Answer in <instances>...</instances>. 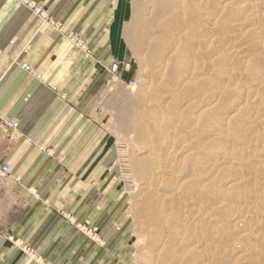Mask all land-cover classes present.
Listing matches in <instances>:
<instances>
[{
    "label": "rangeland",
    "instance_id": "374dc122",
    "mask_svg": "<svg viewBox=\"0 0 264 264\" xmlns=\"http://www.w3.org/2000/svg\"><path fill=\"white\" fill-rule=\"evenodd\" d=\"M234 2L241 8L258 6L234 14L232 6L224 7L227 2L208 0L203 18L192 26L193 6L183 32L175 29L166 41L163 30L156 31L162 58L155 60L125 36L137 10L135 41L142 39L139 22L152 5L148 0L121 1L118 71L112 72L118 80L102 102L105 126L117 139L111 166L117 202L104 203L101 228L81 227L93 239L103 238V256L86 264H165L167 257L169 264H264V0ZM192 29L200 37L189 43L185 32ZM166 63L170 72L160 67ZM184 81L186 89L200 88L199 94L184 97ZM210 102L221 107L213 117L206 111ZM154 106L160 111L151 115ZM246 111L252 120L242 118ZM152 118L163 124L159 135L146 128ZM223 140L233 146L223 148L227 156L220 162ZM212 143L217 150L208 154ZM201 156L206 168L198 174L191 164ZM158 171L162 174L154 176ZM192 184L193 192L188 191ZM156 224L167 231L161 254L149 247L159 234ZM182 224L193 226L188 232Z\"/></svg>",
    "mask_w": 264,
    "mask_h": 264
},
{
    "label": "crops",
    "instance_id": "0c3cea01",
    "mask_svg": "<svg viewBox=\"0 0 264 264\" xmlns=\"http://www.w3.org/2000/svg\"><path fill=\"white\" fill-rule=\"evenodd\" d=\"M32 1L48 23L0 0V264H86L103 238L81 227L101 228L117 202L102 102L118 80L122 0Z\"/></svg>",
    "mask_w": 264,
    "mask_h": 264
},
{
    "label": "bare ground",
    "instance_id": "6f19581e",
    "mask_svg": "<svg viewBox=\"0 0 264 264\" xmlns=\"http://www.w3.org/2000/svg\"><path fill=\"white\" fill-rule=\"evenodd\" d=\"M150 2V4L152 6L146 8V14L144 15V20L139 22L141 23V27L143 28L141 34H140V38L142 37V39L138 40V41H135L136 39L139 38V36L137 37V31H136V27H135V24L137 23V21L139 20V16H138V12L136 10V12L134 13V16H133V20H132V24L129 26V29L127 30L126 32V39L129 43H131V46H137L138 44L139 45H143L145 48H147L148 51H150V55L155 59V60H160L162 58V55L160 54V46H159V40H160V37H158L156 34V31H160L163 30V39L165 38L166 41H168V39H170L173 35V31L175 29H182L181 31L183 32V22L187 19L186 17V14L189 13L190 15L192 14V10L191 8L194 6V14L191 16L190 21L189 23L192 25V26H195L196 25V22L199 21L200 19L203 18L202 16V13L205 11V8H203L202 6H205V4L208 2V0H191L194 5L190 6L189 7V4H188V1L187 0H148ZM236 0H223V2H227L226 6L224 7H227L228 6H232L233 8V13L234 14H238L239 12L243 11L242 8H248L249 11H253L254 9L257 8V4L256 3H249V5H246V6H242L241 8V5L239 3H236L234 2ZM245 1V0H243ZM247 3V2H245ZM223 7V8H224ZM187 8H189L187 10ZM180 10V11H176V10ZM255 11V10H254ZM233 15V14H232ZM236 16V15H235ZM200 29V28H199ZM187 33V37H188V41L189 43H194V41L196 40H199L198 38L200 37L198 32L195 31V30H191V31H188V32H185ZM257 34V33H256ZM256 36V35H255ZM73 41V39H72ZM162 41V40H161ZM197 42V41H196ZM199 42V41H198ZM74 43V42H73ZM190 45V44H188ZM75 46V45H74ZM77 49H79V47L76 45L75 46ZM80 50V49H79ZM183 59V58H182ZM184 60V59H183ZM186 61V60H185ZM187 62V61H186ZM184 63V62H183ZM218 64H220L218 62ZM188 66V65H187ZM186 66V67H187ZM190 66V65H189ZM188 66V67H189ZM224 66V65H223ZM23 67V66H22ZM160 67L162 68V71H168L170 72V66L166 63V64H162L160 65ZM200 69L197 65H194V69ZM202 69V68H201ZM187 70V68H186ZM190 71V69H189ZM191 72V71H190ZM165 73V72H164ZM173 73H171V76H172ZM169 75V74H168ZM231 75V74H230ZM193 80V79H192ZM206 81H209V80H205ZM183 85L182 88L183 89H186V86L188 85V83L184 84V82H182ZM203 85V84H202ZM179 86V87H181ZM244 86V85H243ZM246 87V86H245ZM244 87V88H245ZM181 89V88H180ZM199 90L200 88L197 89V87H193V88H187L184 93H183V96L184 97H191L194 93L195 94H199ZM239 90H243L241 87L239 88ZM238 90V91H239ZM155 93V92H154ZM183 100V99H182ZM181 100V101H182ZM216 100V99H215ZM152 101V100H151ZM155 101V100H154ZM218 101V100H216ZM176 102V101H175ZM174 102V103H175ZM182 103V102H181ZM211 103V107L209 109H207L206 111L209 113V115H212V117L221 111V107L219 106V103ZM149 104V103H148ZM153 105V104H152ZM177 105V104H176ZM210 106V104L208 105ZM207 106V107H208ZM157 107V105H156ZM155 106L154 107H151L150 111H151V115L153 113H156L157 112V109ZM170 109V108H169ZM173 109V108H172ZM171 109V110H172ZM192 109V108H191ZM147 110V109H146ZM159 110V109H158ZM160 111V110H159ZM173 113V112H172ZM250 111H246L244 113H242V118L244 120H252L253 117H251L252 115H250ZM148 114V113H147ZM169 114H171L169 112ZM177 114L176 112H174L172 115H175ZM219 114V113H218ZM150 115V114H148ZM236 116V115H235ZM254 116V115H253ZM180 117V116H179ZM191 118V117H189ZM155 119V118H154ZM154 119H150L149 121L146 122V128L149 130V132L155 136V134H160L159 132H161V129L158 128V126H162L161 124L157 125L156 122H154ZM186 119V118H185ZM157 120V119H156ZM174 120V119H173ZM179 123H180V120H178ZM190 121V120H189ZM256 121V120H255ZM171 122V121H169ZM175 122V121H174ZM213 122V121H212ZM257 122V121H256ZM185 123V121H184ZM254 123V122H253ZM170 124V123H168ZM250 124V123H249ZM212 125V123L210 124ZM245 125V124H244ZM169 127V125H168ZM171 127V126H170ZM177 127V126H176ZM175 127V128H176ZM225 129V125H222V130ZM172 130V129H171ZM175 130V129H173ZM240 132V130H239ZM232 133H236L237 132L235 131H232ZM174 134V132H173ZM173 136V135H172ZM200 137V136H199ZM228 142V140H227ZM226 141H222L221 142V145L223 147H220L219 145V148L222 150V152H220V156L217 158L218 160L217 161H220L221 158H224L227 156V151H224L225 150H230L228 148V146L232 145V142H230L231 144L229 145V143L227 144ZM233 146V145H232ZM231 146V147H232ZM224 148V149H223ZM159 149V148H158ZM219 149V150H220ZM215 150H217V146L212 143V144H209V146L206 148V152L209 154V153H214ZM207 159V158H206ZM173 160V158H172ZM174 161V160H173ZM172 162V161H171ZM221 162V161H220ZM173 163V162H172ZM233 163V162H232ZM159 164V163H158ZM205 158L204 157H199L194 163L191 164V168H192V171L193 172H196V173H201L205 170L206 166H205ZM154 166V164H153ZM159 166V165H158ZM162 166V165H161ZM155 169V168H154ZM158 170V169H157ZM158 171L157 173H155L154 176L157 175H160L162 174ZM150 174V173H149ZM152 175V176H153ZM159 177V176H158ZM162 177V176H161ZM160 177V178H161ZM157 179V178H156ZM189 180H187L186 182L184 183H188ZM183 183V184H184ZM161 184V183H160ZM188 191H194V185H190L188 187ZM186 190V192H188ZM151 203H152V199H151ZM165 204V203H163ZM206 216V215H205ZM202 217V216H201ZM204 217V216H203ZM202 217V218H203ZM155 222L157 224H159L160 222V219L157 216H155ZM202 220L199 221V223L201 222ZM189 223V222H188ZM156 224V228H157V232L159 233L156 237L153 235L152 236V239L149 240V247H151V251H155L157 250L160 254L162 252L163 249H160V247H165V242L164 240H166L167 236H165V233L167 232H164V228L162 226H159ZM185 224V222H184ZM183 225V224H182ZM196 225V224H195ZM184 226V225H183ZM193 225H189V226H184L188 232L190 230V228L192 227ZM181 227V226H180ZM195 229V228H194ZM175 231V230H174ZM197 229L196 230H192V233H196ZM150 237V236H149ZM191 239V238H190ZM141 241V240H140ZM194 242V241H193ZM145 243V242H144ZM192 245V244H191ZM195 245V244H194ZM165 252V250H164ZM169 253V252H168ZM165 254V253H164ZM200 253H198L199 255ZM168 256V255H167ZM166 257V256H165ZM193 258L197 259V256H193ZM199 258V257H198ZM165 260V264H169L171 263V257H167L164 258ZM157 261L156 260V257L154 255V260H153V263Z\"/></svg>",
    "mask_w": 264,
    "mask_h": 264
},
{
    "label": "built area",
    "instance_id": "2783aa9c",
    "mask_svg": "<svg viewBox=\"0 0 264 264\" xmlns=\"http://www.w3.org/2000/svg\"><path fill=\"white\" fill-rule=\"evenodd\" d=\"M19 3H21L23 6L27 7L29 10L33 11V13L35 15H37L38 17H40L42 20L45 21V23L49 22L48 17L46 16L45 12L42 10V8H40L38 6V4H36L34 1L32 0H17ZM73 38V44L79 47V49L84 53V54H88V48L87 46L82 43L81 41H79L78 39H76L75 37H71V39ZM23 68L27 71H29V67L27 65H23ZM118 71V67L116 65L113 66L112 68V72L116 73ZM9 125L12 128H16L17 124L15 123H9ZM10 173V167L9 166H4L3 167V175H7Z\"/></svg>",
    "mask_w": 264,
    "mask_h": 264
}]
</instances>
